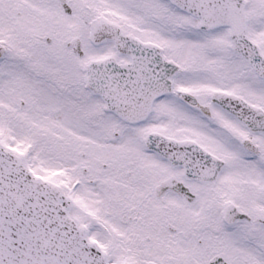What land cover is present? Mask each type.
I'll return each mask as SVG.
<instances>
[{
    "label": "snow or ice",
    "instance_id": "1",
    "mask_svg": "<svg viewBox=\"0 0 264 264\" xmlns=\"http://www.w3.org/2000/svg\"><path fill=\"white\" fill-rule=\"evenodd\" d=\"M0 264H264V0H0Z\"/></svg>",
    "mask_w": 264,
    "mask_h": 264
}]
</instances>
